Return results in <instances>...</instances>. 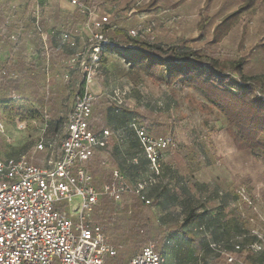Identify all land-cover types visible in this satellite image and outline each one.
<instances>
[{
	"label": "rangeland",
	"instance_id": "obj_1",
	"mask_svg": "<svg viewBox=\"0 0 264 264\" xmlns=\"http://www.w3.org/2000/svg\"><path fill=\"white\" fill-rule=\"evenodd\" d=\"M29 1L0 0V52L7 68L17 73L15 82L0 79V112L5 127V134L0 133L1 158L21 154L43 156L45 152L34 153V146L40 138L59 146L65 135L72 93L81 84L82 77L79 70H69L67 65L76 50L62 44L56 33L50 32L64 25L72 36H76L82 58H87L90 52L87 42L90 32L84 17L77 11H58L57 0H41V25L47 34L49 47V67L43 71V60L38 54L39 39L30 20ZM84 1L90 7L106 2L117 7L110 18V26H116V30L111 28L106 34L109 39H117V45H120L106 47L100 52L98 74L92 86V91L101 95L97 127L124 133L121 141L113 135L107 150L98 151L96 158L89 163L88 169L95 185L110 178L109 171L99 165L100 155L111 165H116L108 156L109 152L130 143L125 135L133 132L126 126L131 118H135L154 137L171 135L175 147L169 149L176 154L183 157L182 154L187 153L194 168V189L199 195L196 200L193 195L192 199H185L176 193L171 194L174 193L172 186H168V191L165 187L160 189L163 202L173 205L170 209H174L164 217H159L155 211L159 203L145 205L131 195L128 204L131 210L121 213L117 221L107 228L108 239L121 245L118 255L107 259L108 264H122V260L130 256L129 251L134 253L147 240L158 245L164 264H208L209 260L214 264H237L224 261L207 246L201 251L202 245L217 240L211 231H205L203 225L202 230L193 229L196 219L183 225L184 218L194 215L197 210L215 211L222 207L219 203L224 196L230 199V204L221 213V224L225 223L227 229L224 242L237 241L242 245L243 249L235 256L244 264H264V249L259 253L247 249V245L258 241L264 245V160L261 154L238 147L228 119L208 104L193 86L183 82L166 84L158 80L155 73L146 70L142 63L132 64L127 60L144 50L162 59L169 47L176 46L195 50L204 66L214 60L224 63L242 61L245 75L260 81L253 83L257 95L256 92L264 85V0H157L155 6L161 7L160 15L153 12L149 20L148 17L143 19V23L144 20L154 23L152 35L133 39L127 37L126 31L140 23L137 16L141 11L137 9L148 0ZM241 6L244 8L221 40L212 42L213 30L220 18ZM99 12L103 14L107 10L101 8ZM9 15H14V18L6 24ZM174 15L179 18L170 22ZM200 21H203V27L199 26ZM11 33L19 34V43L13 53L18 59L13 64L5 58L9 55L6 49L12 47L8 38ZM128 43L135 48H124L123 45ZM28 46H33L35 52L29 51L33 55L24 56ZM225 71L231 74L230 70ZM232 78L237 79L235 75ZM122 87L129 91L124 97L121 112L115 113L105 95ZM13 91L20 94L17 102L36 111L37 117L12 116L4 111ZM45 115L47 122L43 120ZM17 119L26 123L24 129L16 127ZM178 160L181 159L178 157ZM240 189L248 201L241 200L237 194ZM202 199L206 201L202 202ZM101 206L110 210V201L103 199ZM235 208L239 211L237 217L232 214ZM162 219L172 226L169 230L171 235L168 239L165 237V241L158 236ZM205 220H211V217ZM218 223L215 221L213 225L217 227ZM144 227L147 232L145 238L142 236L145 232L140 231Z\"/></svg>",
	"mask_w": 264,
	"mask_h": 264
},
{
	"label": "built area",
	"instance_id": "obj_2",
	"mask_svg": "<svg viewBox=\"0 0 264 264\" xmlns=\"http://www.w3.org/2000/svg\"><path fill=\"white\" fill-rule=\"evenodd\" d=\"M40 2L30 0L28 9L33 30L39 39L42 70L47 71L49 47L47 34L41 25ZM68 3L85 19L90 32L87 39L90 52L87 58H82L76 36H72L64 25L50 32L56 33L62 44L76 50L67 65L69 70H79L82 81L72 93L65 135L59 146L40 138L34 146V153L45 152L43 156L0 157V264H108L107 259L115 258L121 245L108 239L107 228L117 221L121 213L129 210L124 202L126 196L132 195L145 205L151 204L145 190L156 184L155 177L161 172L166 150L175 147L171 135L154 137L139 120L131 118L126 128L134 133L152 176L131 183L121 169L110 166L103 158L100 164L109 171L110 178L95 185L88 169L89 163L98 151L107 150L113 135L121 141L124 133L97 127L101 95L94 93L92 86L98 74L100 52L105 47L120 45H117V39H109L106 34L113 28L108 13H99L98 8L88 6L84 0H68ZM13 18L14 15H9L5 23L9 24ZM153 27V22L138 24L127 30L126 35L129 39L150 35ZM8 38L12 43L9 47L12 59L19 34L11 33ZM123 47L131 49L133 46L128 43ZM4 78L16 80L17 73L0 65V79ZM128 91L126 87L116 88L105 95L115 113L121 111ZM256 93L264 97V86ZM10 98L19 100L20 94L13 91ZM43 120L47 122L46 115ZM16 123L18 129L26 127L24 121L17 119ZM0 133L5 134L1 112ZM237 194L241 200L248 201L241 189ZM103 199L110 201V210L101 206ZM206 246L228 263L244 264L235 256L243 249L237 241H209ZM247 249L259 253L264 245L258 241L247 245ZM164 261L158 245L147 240L126 264H164Z\"/></svg>",
	"mask_w": 264,
	"mask_h": 264
},
{
	"label": "trees",
	"instance_id": "obj_3",
	"mask_svg": "<svg viewBox=\"0 0 264 264\" xmlns=\"http://www.w3.org/2000/svg\"><path fill=\"white\" fill-rule=\"evenodd\" d=\"M156 2L157 0H149L140 7V10L149 11L156 5ZM243 8L241 6L237 11L220 18L214 27L212 42L221 40ZM203 24V21L199 22L200 27H203ZM121 35L125 36L124 34ZM166 51L167 53L162 59L153 57L144 50L134 57L127 58V60L132 64L142 63L146 70L152 74L155 73V77L166 84L183 82L193 86L208 104L215 107L228 119L234 130V143L240 148L259 152L264 160V97L255 94L253 83L260 81L255 77L251 78L245 75L243 62L224 63L214 60L204 66L193 49L172 46ZM38 54L40 55V52ZM226 69L230 70L231 74H227ZM232 75H235L237 79H233ZM13 81L16 80L10 82ZM4 111L12 116L37 117L36 111L28 109L17 100L8 101ZM100 161L99 165L101 166ZM195 217L192 214L186 216L183 225L190 223ZM140 231L145 232L142 235L145 238L147 236L145 227ZM211 263L214 264V262Z\"/></svg>",
	"mask_w": 264,
	"mask_h": 264
},
{
	"label": "crops",
	"instance_id": "obj_4",
	"mask_svg": "<svg viewBox=\"0 0 264 264\" xmlns=\"http://www.w3.org/2000/svg\"><path fill=\"white\" fill-rule=\"evenodd\" d=\"M156 4H157V2H156ZM96 8H98V10H100L101 8H105L107 10V13L109 14L110 18L112 17L114 12L117 10V7H115L114 5H110L107 2L104 4L101 3L100 5L96 6ZM139 8L137 10H140ZM159 8H161V7L154 6L149 11L140 10L141 14H139L137 16L140 19L139 24L147 25L150 22L147 20H149L150 14L153 15L152 14L153 12H155V15H156V13H157V15H160ZM56 9L58 11H62V10H66L69 12L74 11V8L69 5L68 0H57V8ZM143 12H145V13H143ZM146 17H148V19L144 20V23H143V19H145ZM178 18H179L178 15H174L171 18L170 22L176 21ZM113 28L116 30V26H113ZM150 35H152V34H150ZM30 49H34V47L28 46L26 54L24 56H27V54L30 56L33 55V53L35 51L33 50L32 51L33 53H29ZM7 52H9V48L6 49V54H7ZM9 54H10V52H9ZM5 58H7V60H10V62H12V64L14 62H16L18 59V57L16 55L13 56L12 59L10 58V55L6 56ZM28 58H29V56H28ZM0 60H1L0 65L6 64V61H4V59H3V53H1V52H0ZM5 66H7V65H5ZM125 139L129 140L130 143L128 145H125V146L120 147V148L118 147V150L114 149V150L109 152L108 156L113 159V161L116 163V165H111L110 161H108V162L110 163V165L112 167H118L119 169H121L123 171V173L126 175L127 179L131 183H136L138 181L148 179L149 177L152 176V173L149 169V165H148L146 158L144 157V155L141 152V149L138 145V142H137L135 135L131 132H127V134L125 135ZM97 153H96V155H97ZM175 156H178L181 160L177 161L178 157H175ZM182 156L183 157H181V155L176 154V152L172 149L166 150V152L164 153V158H163V162H162V166H161V172L157 177H155L156 184L154 186H151V187L148 186L145 190V195L151 202L159 203V206L155 208V211L158 213L159 217H164V216H166V214H168V212L170 213V212H172V210H174V209H172V210L170 209V207H173V205L168 206L163 202V196H161L160 195L161 193L159 192L160 189L165 187V190H167L168 186H172L173 189H171V191L173 190L174 193H171V194L176 193L177 195H179L180 197L182 196L185 199H187V197L192 199L191 196L193 195V196H195V200H196V198L199 196V195H197V192L194 189V187H195L194 180L195 179H193V178H195V177H193L194 176V173H193L194 168L192 166V163H190L189 157H188L186 152L184 154H182ZM100 157H101V159L104 158L101 155H100ZM172 196L173 195H171V197ZM129 198H130V196H126L124 199V202L126 204V207L129 210H131L129 207L130 205H128V204H130ZM198 199H200V198H198ZM204 200L205 199H202V202H204ZM229 202H230L229 197L227 198V196H224V198H222L220 203H219V206L221 205L222 207H219L217 210L210 211L206 208H203L201 210L195 211L194 215H197V214H199V215H197L195 217L196 221H194V223H193V226H192L193 229H195L196 227L198 229L201 225H203L205 227L206 232L211 231L213 233L217 242H224L225 241L224 237H225V234L227 232V229H226L225 223L222 222V224H221V213H223L222 209H225L227 207V204L228 205L230 204ZM200 212H201V214L204 212L205 213L203 216H201ZM237 212H239V211L236 210V208H235L232 211V214L235 217H237V215H236ZM229 215H231V211L229 212ZM208 216L211 217V220L206 221L205 218H208ZM216 216L219 219H217ZM118 218H119V216H118ZM215 221L219 222L217 227H215L213 225ZM159 226H160L161 232L159 233L158 236L160 238H162L163 241H165V237H166V239H168L171 235L169 230L171 229L170 227H172V226L169 222H167L163 219L160 222ZM221 238H223V239H221ZM192 240L195 241L196 239L193 238ZM213 240H215V239L213 238ZM206 245H207V243L205 245H202L201 251H204V249H206V248H204V247H206ZM128 254L131 256L133 253L131 251H129ZM130 256L127 259L122 260L121 263L126 264L127 261L129 260Z\"/></svg>",
	"mask_w": 264,
	"mask_h": 264
}]
</instances>
